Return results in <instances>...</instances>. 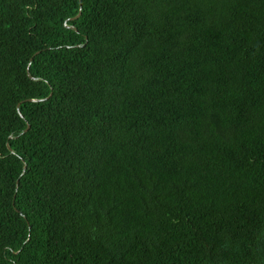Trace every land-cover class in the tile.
<instances>
[{
    "label": "trees",
    "instance_id": "obj_1",
    "mask_svg": "<svg viewBox=\"0 0 264 264\" xmlns=\"http://www.w3.org/2000/svg\"><path fill=\"white\" fill-rule=\"evenodd\" d=\"M0 264H264V0H0Z\"/></svg>",
    "mask_w": 264,
    "mask_h": 264
},
{
    "label": "water",
    "instance_id": "obj_2",
    "mask_svg": "<svg viewBox=\"0 0 264 264\" xmlns=\"http://www.w3.org/2000/svg\"><path fill=\"white\" fill-rule=\"evenodd\" d=\"M79 16V13H78V15L76 16V17H78ZM76 17H74V18H76ZM70 27H73L72 25H70ZM33 77V76H32Z\"/></svg>",
    "mask_w": 264,
    "mask_h": 264
}]
</instances>
